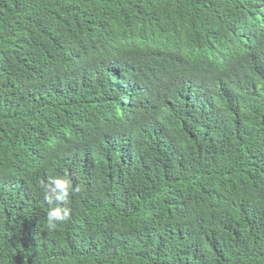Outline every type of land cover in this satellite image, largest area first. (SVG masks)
I'll return each mask as SVG.
<instances>
[{"label":"trees","instance_id":"16d2710c","mask_svg":"<svg viewBox=\"0 0 264 264\" xmlns=\"http://www.w3.org/2000/svg\"><path fill=\"white\" fill-rule=\"evenodd\" d=\"M0 264H264V0H0Z\"/></svg>","mask_w":264,"mask_h":264},{"label":"clouds","instance_id":"9594fccd","mask_svg":"<svg viewBox=\"0 0 264 264\" xmlns=\"http://www.w3.org/2000/svg\"><path fill=\"white\" fill-rule=\"evenodd\" d=\"M55 187L52 188L51 192L46 196L49 203L53 201L67 202L69 182L63 179H55L51 181ZM54 194V195H53ZM69 218V210L67 208L57 207L48 213V227L55 229L59 222L66 221Z\"/></svg>","mask_w":264,"mask_h":264}]
</instances>
